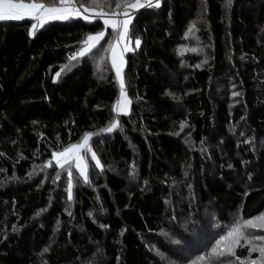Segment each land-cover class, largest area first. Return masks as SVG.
<instances>
[{"label": "trees", "instance_id": "1", "mask_svg": "<svg viewBox=\"0 0 264 264\" xmlns=\"http://www.w3.org/2000/svg\"><path fill=\"white\" fill-rule=\"evenodd\" d=\"M77 1L133 11L130 111L101 17L0 18V264H264V0Z\"/></svg>", "mask_w": 264, "mask_h": 264}, {"label": "rangeland", "instance_id": "2", "mask_svg": "<svg viewBox=\"0 0 264 264\" xmlns=\"http://www.w3.org/2000/svg\"><path fill=\"white\" fill-rule=\"evenodd\" d=\"M4 1H6L5 6H7L6 12H8V9H10V5L18 4V7H20V4H23L24 6L22 8L24 10L29 9V7L31 5L35 6L36 9L33 12H35L36 14L35 15L31 14V15H28L31 17H26V18H33L35 20L34 27L36 25L45 23V22L41 21L42 20L41 17L43 16L42 15L43 10L47 9V8L64 7V6L69 7L70 6L71 10L73 12H76L78 14V16H81L85 19H94L96 17H101L102 20L104 21L105 26H107V27L111 26V28H116V30H117V36H116L117 39L114 41L112 48L116 44L120 55L125 58L124 69L126 67V54L128 52L134 51L135 49H137L138 46H140V41L137 39L136 40L132 39L130 37V34H129L131 20L133 19V11H131V10L124 11L120 14L110 15V14H102V13L100 14L98 8L86 7L84 5H81V3L78 2L77 0H68V4L63 5V6H46L43 3H40V2H37L34 0H32L31 2H24V1H20V0H0V2H3V3H4ZM68 7H66V8H68ZM1 10L4 11V9L1 8L0 13H2ZM22 13L28 14L27 12L25 13L23 11H22ZM40 14L42 16H40ZM12 15H15V14H12ZM0 18H6V17H4L3 14H0ZM7 18H9V17H7ZM103 36H104L103 33H100L97 35H92L89 38V40L87 41L86 49L88 50L91 47H94L97 44H99V42L103 38ZM112 48H111V51H112ZM111 51H110V55H111ZM113 58H115L114 59L115 60V62H114L115 69L114 70H115L117 80H118V83L120 86V96H119L118 103L115 106V110L117 113L127 114L130 111L131 99L127 93V90L124 88V73H123L124 71L120 72V70H122V69H121L120 65L118 64L117 58L114 57V54H113ZM117 124H118V122L114 123L115 126ZM89 139H90V137L86 138L84 141H82L80 143H76L74 145L69 146V148H67L65 150H62L60 152L55 153L54 154V161L56 162V164L59 166H62L64 164L71 163V166L73 165V167L76 168V170L79 172V174L82 175L85 179H87V176H88V159L87 158L88 157L93 158L94 161L99 165V161H98L95 153L93 152V150L90 149Z\"/></svg>", "mask_w": 264, "mask_h": 264}, {"label": "crops", "instance_id": "3", "mask_svg": "<svg viewBox=\"0 0 264 264\" xmlns=\"http://www.w3.org/2000/svg\"><path fill=\"white\" fill-rule=\"evenodd\" d=\"M5 4H6V1H4V3L0 2V9L1 8L4 9V11L1 10L2 13H0V14H3V16L6 17V18L9 17V18H12V19H21V18L31 17V16H28V15H31V14L35 15L36 14L35 12H33L36 9V7L32 6V5L27 10H24L22 8L24 6L23 4H20V7H18V4L10 5V9H8V12H6L7 6H5ZM66 7H68V6L44 9L43 10V14H42L43 16L40 14V16H42L41 17L42 18L41 21L46 22V21H49V20L66 19V18H68L70 16L78 17V14L76 12H73L71 10L70 6L68 8H66ZM22 11L25 12V13L27 12L28 14H23ZM12 14H15V15H12ZM109 27H111V26H109ZM113 54H114V57L117 58L118 64L120 65V67L122 69V70H120V72L124 71L125 70L124 69V64H125L124 60H125V58L120 55L116 44L112 48L111 55H110L112 64H113L114 69H115V64H114V62H115L114 59L115 58H113ZM130 106H131V103H130Z\"/></svg>", "mask_w": 264, "mask_h": 264}, {"label": "bare ground", "instance_id": "4", "mask_svg": "<svg viewBox=\"0 0 264 264\" xmlns=\"http://www.w3.org/2000/svg\"><path fill=\"white\" fill-rule=\"evenodd\" d=\"M131 102V101H130Z\"/></svg>", "mask_w": 264, "mask_h": 264}]
</instances>
